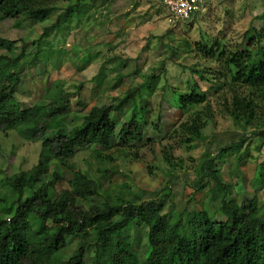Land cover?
Returning <instances> with one entry per match:
<instances>
[{
    "label": "trees",
    "instance_id": "trees-1",
    "mask_svg": "<svg viewBox=\"0 0 264 264\" xmlns=\"http://www.w3.org/2000/svg\"><path fill=\"white\" fill-rule=\"evenodd\" d=\"M55 1L0 0V22L22 17L47 23L46 37L50 32L60 33L61 25L74 22L77 26L78 18L85 11L81 0L65 8L57 21L51 23L57 12L51 7ZM100 1L99 7H102L108 0ZM91 8L97 10L95 5ZM259 20L262 26L252 28L254 42L249 45L250 49L225 50L220 39L212 47L200 43L203 55L214 60L219 69L205 75L193 69L198 81L187 82L188 92L178 95L177 108L187 115L170 135L177 136L179 144L188 150L206 140L204 131L214 118L210 97L202 90V84L208 90L218 86L220 111L236 125L258 123L264 128V48L260 46L264 17ZM0 52H3L0 53V133L16 132L23 140L40 143L41 147L32 168L6 177L0 183L4 192L0 197V212L3 210L0 264H264V202L259 209L250 201L237 204L228 200L230 185L217 179L214 172L217 161L225 163V156L238 153L242 143H234L206 159L192 185L195 192H201L206 181L212 180L211 192L218 197L221 212L229 215L228 223L216 221L203 210L183 209L175 213L170 208L166 212V196L140 201L128 190L111 194L110 190L101 191V181L83 173L73 160L79 151H91L103 164L107 159L102 152L114 148V139L118 141L117 146L145 140L149 109L141 97L138 103L134 99L141 87L127 90L125 98L115 99L111 105L92 107L80 123L68 125L66 119L72 114L71 93L64 91L61 82L53 83L48 90L45 100L50 103L42 111L19 108L14 96L25 72L21 60L26 54L21 50L17 55L16 41L3 37H0ZM104 78L101 68L93 81L100 87ZM116 78L120 81L122 77ZM123 100L132 103L130 117L124 122L113 120L111 114ZM157 127L154 126L155 131ZM256 134L264 140V130ZM168 149L169 153H163V163L174 172L182 160L177 161L171 155L172 146ZM119 152L121 158L126 156L125 150ZM244 157H239L238 164ZM110 159L113 161L114 157ZM54 164L71 175L65 181V188L59 191L57 184L64 179L56 173H51L50 180L39 185ZM97 172L102 179L111 173L106 168ZM98 196L105 202L106 211L87 204L90 198ZM35 222L46 226L32 234L30 225ZM131 226L146 229V257L140 258L137 253L138 240L125 236ZM76 236H84V242L65 259L66 239ZM90 250L92 256L87 260Z\"/></svg>",
    "mask_w": 264,
    "mask_h": 264
},
{
    "label": "rangeland",
    "instance_id": "rangeland-1",
    "mask_svg": "<svg viewBox=\"0 0 264 264\" xmlns=\"http://www.w3.org/2000/svg\"><path fill=\"white\" fill-rule=\"evenodd\" d=\"M78 2L56 0L51 7L57 12L50 22L55 23L59 13ZM80 2L85 11L78 18L77 26L74 22L69 26L61 25L62 31L50 32L49 37L44 36L47 23L22 17L0 22V37L16 41L17 55L21 50L26 54L21 60L25 72L14 96L19 108L42 111L50 103L45 100L48 90L53 83L61 82L64 91L71 93L72 114L66 124L73 125L80 123L92 107L111 105L115 99L125 98L127 90L141 87L134 99L138 103L141 97L149 109L145 140L117 146L118 141L114 139V148L102 152L107 159L103 164L91 151H79L73 160L76 166L90 178L100 180L101 191L110 190L111 194L128 190L140 201L166 196V212L170 208L175 213L183 209L203 210L216 221L228 223L229 215L221 212L218 197L211 192L212 180L206 181L201 192H195L192 185L206 159L234 143H242L238 153L225 156V163L217 161L215 176L230 185L228 200L237 204L250 201L260 209L264 202V140L256 133L264 128L258 123L236 125L224 115L217 104L218 86L208 90V86L201 83L214 110V118L204 131L206 140L188 150L170 133L187 115L178 110L177 101L178 95L188 92L187 82L198 81L192 70L205 75L219 69L214 60L203 55L200 43L212 47L220 39L225 50L250 49L249 45L254 42L252 28L262 26L259 17H264V0H213L203 12L176 27L168 26L161 0H108L102 7H99L100 0ZM92 5L97 6V10H92ZM260 46L264 48V33ZM101 68L105 78L97 87L93 80ZM119 75L122 78L117 81ZM130 105L131 102L123 100L115 107L112 119L121 122L129 119ZM169 146L173 147L170 153L174 159L182 160V169L177 167L174 172L163 163V153H169ZM40 148V143L27 142L16 132L0 133V183L6 177L32 168L37 163ZM119 150H125L126 156L121 158ZM242 155L244 160L238 164ZM111 156L113 161L109 160ZM104 168L111 171L108 179H102L97 172ZM51 173L64 179L57 184L58 191L65 188V181L71 178L67 170L54 164L39 185L49 181ZM3 195L0 187V197ZM129 198L127 195L126 199ZM89 203L97 205L102 212L107 210L99 196L90 198ZM45 226L35 222L30 225V231L37 234ZM145 234L144 227L134 226L125 233L138 240L140 258L148 254ZM83 240L84 236L67 238L64 258L74 254ZM91 256L90 250L87 260Z\"/></svg>",
    "mask_w": 264,
    "mask_h": 264
},
{
    "label": "built area",
    "instance_id": "built-area-1",
    "mask_svg": "<svg viewBox=\"0 0 264 264\" xmlns=\"http://www.w3.org/2000/svg\"><path fill=\"white\" fill-rule=\"evenodd\" d=\"M213 0H161L165 10V20L170 27L192 19L197 13L203 12L206 5Z\"/></svg>",
    "mask_w": 264,
    "mask_h": 264
}]
</instances>
